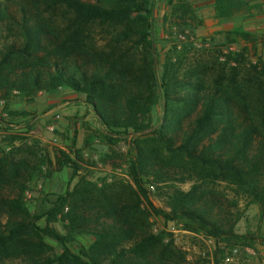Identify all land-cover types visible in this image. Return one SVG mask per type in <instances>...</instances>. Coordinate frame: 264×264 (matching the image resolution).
<instances>
[{
  "label": "trees",
  "instance_id": "obj_1",
  "mask_svg": "<svg viewBox=\"0 0 264 264\" xmlns=\"http://www.w3.org/2000/svg\"><path fill=\"white\" fill-rule=\"evenodd\" d=\"M6 1L16 3L17 10L9 11ZM213 2L217 18L232 17L230 0ZM155 3L0 1V28L6 20L13 22L22 38L0 49V100L13 91L29 96L60 87L84 94L108 141L131 137L122 162L137 199L87 215L83 207L91 205L90 190L76 185L69 191L68 183L50 209L31 214L24 202L31 178L22 168L28 165L2 153L0 264L14 259L23 264H177L170 245L150 232V216L183 222L186 231L217 245L252 246L251 235L238 234L235 226L250 204L264 211V66L230 45L243 39L255 46L257 36L233 25L223 32L227 49L215 52L212 61L195 62L200 68L181 72L168 56L158 75ZM183 17L178 20L185 22ZM74 147L75 140L60 161L72 169V179L79 169ZM146 183L167 186L163 207L152 203ZM175 183L190 186L182 190ZM58 214L68 221L65 235L38 225ZM83 222L96 229H81ZM78 234L92 236L93 242L76 254L70 244ZM44 239L58 244L59 255L43 256Z\"/></svg>",
  "mask_w": 264,
  "mask_h": 264
},
{
  "label": "rangeland",
  "instance_id": "obj_2",
  "mask_svg": "<svg viewBox=\"0 0 264 264\" xmlns=\"http://www.w3.org/2000/svg\"><path fill=\"white\" fill-rule=\"evenodd\" d=\"M171 1L156 0L154 8L152 37L159 51L158 75H161L168 56L172 63L177 61L181 72L200 68L195 62L212 61L210 58L215 52L227 49L223 32L233 25H242L258 40L254 46L249 40L237 39L230 46L236 50L245 49L252 61H260L264 66V0H230L232 17L226 19L216 17L213 0ZM5 4L9 11L17 10L16 3L6 1ZM194 15L196 17L193 18ZM179 16H184L185 22L178 20ZM94 36L97 44L101 45L103 41L96 33ZM13 41L22 42L19 28L6 20L0 28V49ZM84 101V94L65 87L42 90L29 96L13 91L6 100H0V155L27 163L28 167L22 169L31 179L24 193V202L31 214L50 209L56 198L65 193L68 183L69 191L76 185L85 188L84 191L90 190L86 199L91 205L83 207L84 211L88 210L87 215L94 216L102 210L100 207L108 204L120 207L137 201L127 166L122 162L129 150L131 137H112L114 141H108L92 109ZM155 115L159 118V103L155 107ZM73 140L74 149L79 151V169L72 179V169L60 166V161L61 152L68 153ZM175 186L187 190L190 184L175 183ZM158 187L146 183L152 203L163 207L168 189L167 186ZM93 207L95 209L92 210ZM139 209L144 211L143 204ZM4 218L0 215L2 223ZM63 219V214H58L50 222L41 219L38 225L49 226L65 235L69 224ZM149 225L152 234L161 236L164 245H170L171 259L177 264H264V211L261 213L256 204L245 209L235 226L238 234L251 235L252 246L249 248L222 243L208 245L196 236L183 233L186 229L183 222H166L161 217L150 216ZM81 229H96V226L83 222ZM92 242V236L78 234L70 247L78 254ZM44 243L47 247L43 256L61 252L54 241L44 239ZM7 264L23 262L14 259Z\"/></svg>",
  "mask_w": 264,
  "mask_h": 264
},
{
  "label": "crops",
  "instance_id": "obj_3",
  "mask_svg": "<svg viewBox=\"0 0 264 264\" xmlns=\"http://www.w3.org/2000/svg\"><path fill=\"white\" fill-rule=\"evenodd\" d=\"M59 105V104H58ZM183 233H187V234H189V236H196V237H198V238H200L201 240H203L204 242H206V244H215V241L213 240V239H210V238H204V237H202L203 235H196L195 233H193V232H190V231H186V230H184L183 231ZM204 238V239H203ZM208 244V245H209Z\"/></svg>",
  "mask_w": 264,
  "mask_h": 264
}]
</instances>
